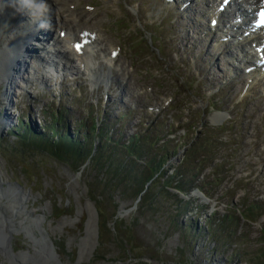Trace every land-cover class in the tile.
Instances as JSON below:
<instances>
[{
    "label": "rangeland",
    "instance_id": "rangeland-1",
    "mask_svg": "<svg viewBox=\"0 0 264 264\" xmlns=\"http://www.w3.org/2000/svg\"><path fill=\"white\" fill-rule=\"evenodd\" d=\"M58 1L101 34L103 45H93L91 55L98 70L109 73L108 82L91 83L77 62L63 68L59 57L50 61L58 68L45 82L40 81L42 70L47 72L40 62L29 68L37 79L13 78L16 88L0 74V119L11 103L7 126L0 122L3 187L8 182L28 194L27 209L41 217L35 234L41 237L43 229L46 244L55 248L52 261L264 264V76L237 70L234 57L217 60L218 45L230 48L231 43L222 41L220 27L210 26L212 8L206 2L211 0H188V7L198 12L187 10L183 0ZM8 27L0 30V48L9 37ZM231 32L238 40L239 33ZM109 47L118 50L112 64L104 58ZM60 108L68 109L61 114L64 124L47 131L51 146L41 145L30 133L43 131L44 121L54 124L48 114ZM22 112L24 125L18 123ZM219 113L224 117L214 120ZM91 117L97 128L106 117L115 122L103 132L112 133L120 146L135 133L167 146L163 151L169 157L164 162L157 158L164 165L146 175L156 177L161 170L169 176L184 164L189 179L178 182L185 193L172 186L160 195L162 179L156 178L150 182L156 188L153 196L143 199L137 193L145 183L137 165L141 160L132 167L139 174L103 162L126 167L125 149L116 144L103 150L99 162L84 159L86 147L79 143L90 144V139L81 137L73 120L89 122ZM62 135L65 147L57 145ZM93 142L99 144V139ZM1 191V206L14 199L13 192L19 194ZM255 203L258 209H253ZM229 213L236 219L227 221ZM14 229V251L28 250L29 264H47L26 234ZM18 263L0 254V264Z\"/></svg>",
    "mask_w": 264,
    "mask_h": 264
},
{
    "label": "bare ground",
    "instance_id": "bare-ground-1",
    "mask_svg": "<svg viewBox=\"0 0 264 264\" xmlns=\"http://www.w3.org/2000/svg\"><path fill=\"white\" fill-rule=\"evenodd\" d=\"M183 1L186 3V0ZM226 1L231 0H211L209 3L206 2V4L212 8V11H214L215 6L219 7ZM237 1L241 7L249 9L251 5L260 0ZM27 3L28 8L26 7L27 9H25V6H19L17 4V0H0V30L9 26V37L5 40L7 43L4 42V46L0 48V74L2 77L6 78L10 84H13V78L16 80V77L18 76L19 79L25 80V82L29 81L31 77L37 79L36 76L30 74L29 68L34 70V62H40L43 69L47 71L45 72L42 70L43 74L40 78L41 82H45V78L52 74L54 68H58L55 65L54 67H51L50 61L59 57L63 59V61L60 62V65L62 67L65 66L67 69L71 65L69 64L71 63L70 61L77 62V64L80 65L79 71L84 69L85 74L89 77L91 83L98 84L99 82H108L110 78L109 73L105 72L104 69L101 71L98 70L96 63L94 62V58L91 55L93 45H103V39L101 38L100 33H97L93 30V28H91V25H87L88 21H82L78 14L74 15L76 10L72 11V9H66L63 3L58 0H27ZM188 5L187 10L190 12L192 10L197 12L199 11L192 6L189 8ZM234 13V10H229L224 12L222 16L221 12L220 19H232ZM88 14H90V12ZM75 18L78 19V22L73 21ZM210 20L211 19H209V21ZM41 23L44 25L41 26ZM217 27L218 24L216 25V28ZM4 31L5 30H3V32ZM229 33L231 32L229 31ZM2 34L3 33L0 31V37ZM228 35L229 34H225L224 36ZM85 37L88 38L87 43L82 42V38ZM240 39L242 40L235 41V39L230 37L228 41H225V43H231V45H229L230 48L227 46L228 44L224 45L223 43H220V45H218L220 51L218 53L217 60L223 62V55L224 57L227 55L238 59V64L240 62H244L246 65H250L251 63L247 64L249 61L247 62L246 60L248 53L242 54L240 52L241 48L247 50V45H253L256 48H260L262 46V41H264V33L263 31H258V33L250 34L247 37H241ZM250 48L252 47L250 46ZM114 50L116 49L109 47L107 57L104 56L105 60L110 64H112L116 58L117 53L115 54ZM262 51H264V48H262ZM257 53L262 55L259 52ZM81 66L83 69H81ZM234 67H237L238 70V67L240 66L238 65ZM39 72L40 70L38 73ZM262 74L264 75V71ZM12 87L16 88L14 84ZM10 104L11 103L8 102L5 108V115L0 119V122H3L5 126H7V123L4 122V119H10ZM224 114L226 113L224 112ZM222 117L224 116L221 113L214 114L213 119L219 120ZM1 126L0 128L2 130L4 126ZM4 182L5 181H3L0 172V186L2 185L1 187L4 188L2 191L6 193V191L12 189L16 192L19 191V194H15V192H13L12 195L14 196V199L12 201H8V203L4 206H1L0 204V254H3L5 257L8 255L9 257L18 259V264L30 263L27 260V258H29L27 257L29 255L28 250L15 252L13 249L12 240L14 234L12 232L15 230V225L16 232H24L26 234L25 236L29 238V242L32 246L39 250V255L40 253L41 255L42 253L44 254V256H42L48 259L46 261L47 264H57V261H52V258L55 257L56 254L54 252L55 248L53 245L49 247L46 244L48 238L43 234V229L40 230V234H42L41 237L36 235L34 232L36 231L34 226L37 223V219L40 221L41 217L39 218L38 216H35L34 218L33 213L27 209V202L29 198L28 194L24 190H22L21 193V189L18 188V190H16L17 187L9 185L8 182V187H3ZM14 216L19 219L22 218V216L24 217L20 220L18 219L19 221H15L16 218H14ZM38 244L40 246L37 247ZM58 264L61 263L58 262Z\"/></svg>",
    "mask_w": 264,
    "mask_h": 264
},
{
    "label": "trees",
    "instance_id": "trees-1",
    "mask_svg": "<svg viewBox=\"0 0 264 264\" xmlns=\"http://www.w3.org/2000/svg\"><path fill=\"white\" fill-rule=\"evenodd\" d=\"M64 112L68 113V109H61L58 111H54V113L51 111V114H48V117H50V123H53L54 124H49V122H45L43 123L44 125V128H43V131L40 132V130H38V132H34L32 131L30 133V135L32 137H36L35 139H38V141L41 143V145H48V146H51V142L47 141L46 138H47V131L48 132H51L53 130L54 127H58L59 124H64L65 120H64V115H61V114H64ZM22 115L20 116L21 118L18 119V123L20 122L21 125H24V117H26V115L24 114V112L21 113ZM60 114V115H59ZM67 119V118H65ZM91 121L89 122H86V121H80L79 118L76 119V120H73V124H74V129L77 130L79 132V134L83 136H85L86 138H89L90 140V144L87 143V145L83 142L80 141L79 143V146H85L86 147V151H85V157L84 159H90V161L94 164V160H97V159H101L103 158V150L104 149H110L109 147H117V146H120V144H118L119 141L115 142V141H112V138L114 135H112V133H105L103 132V127L105 125L108 126V128H110L112 125V123H115V122H111L109 121V117H106L104 119L103 122H101V126L100 128H97V123L95 122L94 118L91 117L90 118ZM108 122H111V123H108ZM69 123V122H68ZM55 125V126H54ZM68 124H66L65 126V130L63 129L62 132H63V135L64 133L66 132V129L68 128L67 126ZM45 126L48 127L47 129H45ZM28 127V126H27ZM50 128V130H49ZM62 129V128H60ZM73 129V130H74ZM55 134H60L59 132H55ZM62 135V140L58 141L57 145L58 146H63L65 147L66 144H62L64 143V136ZM70 136H72L70 134ZM75 137V136H74ZM74 137L73 138V141H74ZM95 138H98L99 139V144H92L91 142L95 139ZM115 138V137H114ZM120 140H122V137H119ZM118 138V139H119ZM77 139L80 140V137H78ZM62 141V142H61ZM88 141V142H89ZM125 145H121L120 147H122V149H125V157H124V164H126V167L124 165H121L117 162H114V161H111V160H103L104 163H108V165L110 167H113L115 170H118L119 172H122V171H126L127 169H133L132 167H136L134 164V161L136 162L137 160H141V162H138L137 161V165L141 168H143V175H142V181H144L145 183L144 184H141V186L138 188L139 191H137V193H142V198L145 199L146 197L148 196H153V191L156 189H154V185H152L151 183L154 181V179H162V188L160 191H158L160 193V195H163V196H166L167 193H168V190L173 186V188L177 191V192H183V188L180 187V184L178 181H180L181 179H183L184 177H186L187 179H189V175H188V172H190V169L187 168L184 164H180L178 166H176L174 168V173L175 174H172V175H169V176H163V173H161V170L159 172V176L157 177H153L151 174H148L146 175V172L149 171L151 172L150 170H156L158 167H162L164 165V163L162 164L161 162L167 158V156L169 157L168 153L167 152H164L163 151V147H167V146H162V147H158L157 144H155V141L152 140L151 138L150 139H147L145 136H142V133H135L133 135H131L129 138H128V141H123ZM117 146H116V145ZM176 150V149H175ZM73 152H71L70 154H72ZM162 156V157H161ZM157 158H162V161L161 159L158 160ZM98 161V160H97ZM161 161V162H160ZM165 161V160H164ZM163 161V162H164ZM99 162V161H98ZM100 163H98L99 165ZM132 172H135L137 174H139L137 172V170L135 171L134 169L132 170ZM149 177V179L151 178L152 180L151 181H145L144 177ZM173 179V180H172ZM177 180V181H176ZM158 181V180H157ZM175 181V182H173ZM151 182V183H150ZM183 190V191H182ZM185 193V191H184ZM182 203V201L179 200V204ZM183 204V203H182ZM259 204L255 203L254 205H252L253 209H258ZM251 207L249 206V209L247 210L248 213H250L251 211ZM233 213H229L227 216V221H229L230 219L232 218H235L236 217H233V215H231ZM225 217H227L226 215H224ZM224 218H220L222 219V221H225ZM231 221V220H230ZM213 222V220H212ZM214 223V222H213ZM222 223V222H221ZM217 225V223H215ZM215 225V226H216Z\"/></svg>",
    "mask_w": 264,
    "mask_h": 264
},
{
    "label": "snow or ice",
    "instance_id": "snow-or-ice-1",
    "mask_svg": "<svg viewBox=\"0 0 264 264\" xmlns=\"http://www.w3.org/2000/svg\"><path fill=\"white\" fill-rule=\"evenodd\" d=\"M260 16L262 17V21L261 22H264V11L260 12Z\"/></svg>",
    "mask_w": 264,
    "mask_h": 264
}]
</instances>
